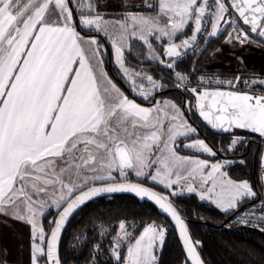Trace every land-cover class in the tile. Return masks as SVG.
<instances>
[{"label":"snow or ice","instance_id":"6c2138e0","mask_svg":"<svg viewBox=\"0 0 264 264\" xmlns=\"http://www.w3.org/2000/svg\"><path fill=\"white\" fill-rule=\"evenodd\" d=\"M71 4L0 0V216L29 226L30 264H61L58 243L74 212L97 196L130 192L154 201L175 221L186 264H203L197 253L200 242L191 240L169 197L142 183L118 181L127 180L131 171L172 189V196L178 195L175 185L181 190L186 185L187 192H198L201 200H211L225 213L258 194L249 181L230 178L223 163L179 154L178 137L198 135L185 116L191 102L137 103L103 70V45L91 33H103L111 42L130 91L152 101L164 85L150 74L129 71L124 51L130 41H142L155 58L153 41L167 38L158 63L169 69L175 67L173 58L196 45L201 35L211 39L226 33L225 43L233 47H264V0H144L141 5L125 3V14L113 20L101 14L98 0H76V8ZM189 24L194 25L192 36L176 43ZM174 77V87L193 95L199 116L213 129H242L264 137V76L215 81L226 83L227 91L204 87L213 81L203 76L196 86H190L189 74L174 72ZM240 142L233 134L226 150ZM183 146L216 155L199 138ZM53 208L56 217L45 232L38 217ZM236 218L244 224L264 223V199L259 208L253 203ZM166 231V226L149 223L133 237L120 221L105 251L116 264H157L155 248L163 244ZM100 235L110 231L102 229ZM124 240L129 244L122 256ZM100 250L95 244L93 251Z\"/></svg>","mask_w":264,"mask_h":264},{"label":"trees","instance_id":"16d2710c","mask_svg":"<svg viewBox=\"0 0 264 264\" xmlns=\"http://www.w3.org/2000/svg\"><path fill=\"white\" fill-rule=\"evenodd\" d=\"M80 30L87 34V29ZM190 32L191 28H188L182 36H187ZM93 34L97 33L93 31L91 35ZM225 37L226 33H223L218 39L210 41L205 52L201 55L196 68H193V63L198 51L187 53L176 60L174 59V69H169L164 64L158 63V60L164 56V47L158 45V41H153V49L155 47L156 52L155 58H153V55H150L151 53L147 46L143 45L142 41L132 40L130 47L125 52L127 63L136 69L153 74L156 78L161 79L164 85L158 93H154L152 101H144L140 96L134 95L130 91L129 85L113 63L111 46L107 42V38L100 35L101 41L108 48V54L105 57L107 69L115 82L128 96L144 105H150L158 97L170 98L174 102H179L181 106L186 101L191 102L192 109L185 111V114L188 116L190 123L197 129L198 135L191 136L190 138H203L207 127L198 115L195 107L196 100L193 95L184 92L183 89L174 87V72L189 74L192 80L190 86H196L197 80L202 75H209L212 80L217 79V77L236 78L240 73L238 71L206 73L205 70L200 69V64L204 58L219 48ZM165 60L169 62L166 58ZM223 86L227 87V84L217 85L212 83L211 85L207 84L206 87ZM211 134L213 137L210 142L215 146L218 145L219 138L214 133ZM230 142L231 139L225 138L222 143V152L210 157V159L217 161L225 158L222 154H224V150L225 153H229L226 150V145H229ZM242 147L243 144L240 142V144H237L231 150V153L240 152ZM227 171L233 179L248 180L254 186L252 159L246 158L243 161L236 159L227 168ZM128 179L134 180L133 178ZM171 199L186 218L193 239L202 242L200 253L207 264H264V230H262L264 229V223L253 221L252 223L244 224L236 218L246 209H249L251 204H256L260 199H264V197L257 196L256 200H245L236 211L228 213L223 212L211 203L201 201L195 194L171 196ZM55 216L56 211L54 210H50L45 214L43 227L46 232L49 231V222ZM120 221L132 223V233L135 236L142 231L144 226L151 222L163 224L166 226L167 231L162 248L156 254L158 258L157 264H186L185 253L171 221L160 213L153 204L140 202L136 197L126 194L95 199L87 203L72 218L65 230L60 245L62 264H116L114 258L105 250L109 247V241L116 236ZM225 221L226 223L223 224ZM258 224L259 226H257ZM103 226L110 228V235H100ZM97 243L101 245L99 253L93 251V247ZM121 255H125L124 250H121Z\"/></svg>","mask_w":264,"mask_h":264},{"label":"rangeland","instance_id":"374dc122","mask_svg":"<svg viewBox=\"0 0 264 264\" xmlns=\"http://www.w3.org/2000/svg\"><path fill=\"white\" fill-rule=\"evenodd\" d=\"M144 2V0H98V3L101 5V14L105 17V19H108V20H113V19H116V18H119V17H121V16H123L125 13L123 12V6L125 5V3H127L128 5H141L142 3ZM109 3H111V4H113V9H107V8H105L104 6H105V4H109ZM71 6L73 7V8H76V0H72V4H71ZM107 10H109L110 11V13H109V15L110 16H106L107 14H105V12L107 11ZM153 15L155 14V13H152ZM75 20H77L78 21V17L75 19ZM223 24V22H221V25ZM220 25V26H221ZM186 27H187V25H186ZM185 27V28H186ZM229 31H231V29H229ZM100 35H102V36H104V34L103 33H99ZM93 35H96L97 36V38L100 40V42H101V44L103 45V49H102V52H103V59H105V57L107 56V54H108V48H107V46H106V44L103 42V41H101V38H100V35H97V34H93ZM105 37V36H104ZM106 38V37H105ZM108 42L110 43V45H111V42L108 40ZM131 43V41L129 42V44ZM224 43H225V39H224V41H223V43H222V45L219 47V48H217L215 51H213V52H211V53H209L205 58H204V60L201 62V66H200V69L201 70H205L206 71V73H220V72H228L229 70L231 71V69H232V60H231V58H233V56H232V54L231 53H229L228 54V48H226V46L224 45ZM129 47H126L125 48V51H126V49H128ZM219 49V51H217ZM222 49H224V51L226 50V52H222L221 50ZM125 51H124V62H125V65L128 67V69H129V71L131 72V71H137V72H143V73H147V74H150V75H152L156 80H157V82H161V79H158V78H156L153 74H151V73H149V72H146V71H143V70H140V69H136L135 67H132L131 65H129L128 63H127V60H126V58H125ZM111 52H112V60H113V63H114V65H115V67L116 68H118V70H119V73H120V75L125 79V81H126V83L129 85V78H126L123 74H122V70H121V68H120V66H119V64L117 63V61H116V56H115V52H114V49L112 48V45H111ZM233 63H235L236 64V62H233ZM232 71H235V70H232ZM204 72V71H203ZM237 72V71H236ZM204 78H205V81H208V80H211V81H213V83H215V81H217L218 79H213L212 80V78L208 75V76H205V75H202ZM221 79V78H220ZM249 79V78H248ZM251 79V78H250ZM216 84V83H215ZM145 86L146 87H148V85H147V82L145 81ZM207 86V83H205V85H204V87H206ZM161 90V89H160ZM164 99H168V100H170V101H173L172 99H170V98H166V97H158V98H156V100H164ZM174 102V101H173ZM185 116H186V118H187V120L189 121V118H188V116L185 114ZM190 122V121H189ZM191 124V123H190ZM192 125V124H191ZM193 126V125H192ZM197 138H199V139H202V140H204L203 138H200V137H194V138H185V137H183V136H181V137H178V140H177V144H176V149H177V151H178V153H189V154H191V155H189V156H196V157H198V158H200V159H205V160H208L209 161V163H214V162H219V163H223L224 164V168H223V171H226L227 173H228V171H227V168L231 165V164H233L234 163V159H232V158H222V159H220V160H217V161H212V159H210V156H209V154L208 153H202V152H199V151H197V150H195V149H189V148H187V147H184L183 145L184 144H187V143H189L191 140H195V139H197ZM232 140V139H231ZM205 141V140H204ZM206 142V141H205ZM231 143V142H230ZM206 144L208 145V146H210L207 142H206ZM230 145V144H229ZM229 145H226V149H228V147H229ZM211 147V146H210ZM233 149V148H232ZM224 152H225V150H224ZM227 152H230L231 153V150L230 151H228L227 150ZM227 154H229V153H227ZM205 156V157H204ZM211 157H213V156H211ZM228 176L230 177V178H232L230 175H229V173H228ZM128 178H133L134 180H136V181H140V182H144V183H146V184H148V185H150V186H153V187H155V188H157V189H160V190H165L166 192H168L169 194L171 193V191H172V189H165L164 187H163V185H159V184H157V183H153L151 180H147V181H145L144 180V178L143 177H140V178H138V177H136L135 176V174L133 173V172H131V171H129V174H128ZM127 178V179H128ZM233 179V178H232ZM233 180H236V179H233ZM236 181H241V180H236ZM248 181V180H247ZM250 183V182H249ZM251 184V183H250ZM252 185V184H251ZM174 188L176 189V191H177V193H178V195H192V194H195L199 199H200V197H199V194H198V192L197 193H189V192H187V190H186V185L185 186H183V190H181V185H175L174 186ZM253 188H254V186H253ZM254 190H255V188H254ZM256 191V190H255ZM172 196V195H171ZM174 196H177V195H174ZM258 196V195H257ZM201 200V199H200ZM201 201H204V202H208V203H211V204H213V205H215L214 203H212V201L211 200H207V199H205V200H201ZM249 201H252V200H249ZM216 206V205H215ZM217 207V206H216ZM220 209V208H219ZM221 210V209H220ZM151 223H155V224H157L156 222H151ZM132 223H128V222H126V230L128 231V232H130L131 234H132V236L133 237H136V236H138V235H134L133 233H132ZM148 225V224H147ZM146 225V226H147ZM158 225H163V224H158ZM164 226V225H163ZM101 229H108V230H110V228L109 227H106V226H103ZM45 230V229H44ZM46 232V231H45ZM117 232H118V228H117ZM117 235V234H116ZM165 237H166V235H165ZM164 240H165V238H164ZM122 244H123V247H122V250H124L125 251V255H126V247L128 246V244H129V241L128 240H124V241H122ZM163 245V244H162ZM162 245H160L159 244V242H158V246L155 248V256H156V262H157V252H158V250H160L161 248H162Z\"/></svg>","mask_w":264,"mask_h":264},{"label":"crops","instance_id":"0c3cea01","mask_svg":"<svg viewBox=\"0 0 264 264\" xmlns=\"http://www.w3.org/2000/svg\"><path fill=\"white\" fill-rule=\"evenodd\" d=\"M104 7L107 9H113L112 8L113 4H111V3L105 4ZM109 13H110V11L107 10L105 12V14H107L106 16H110ZM76 18H77V15L74 13V20ZM188 28H191V32L187 36H182L184 31H186ZM193 29H194V25H192V24L187 25V27L184 29L183 33L178 34V36L175 38L176 43H180L186 37L192 36ZM77 30L81 31L79 28H77ZM81 33H82V35L85 34L82 31H81ZM107 42H108V39H107ZM158 43H159L158 45H162L163 47H166L167 46V38H165V40L163 42L158 41ZM224 45L226 46V48H228V51H229L228 54L231 53L233 56V58H231L232 66H233L231 70L241 71V72L251 71L254 74H260V75L264 76V47H257L255 45L244 46V47L236 45L235 47H233L232 45H229L226 43H224ZM154 50H155V47H154ZM183 51L184 50H181V53ZM221 51L226 52V50L224 51V49H222ZM155 53L156 52H154V55H155ZM150 55H153V53H151ZM233 62H236V64ZM102 67H103V70L105 72H107L109 78L114 83H116L115 80L113 79V77L110 75L108 69H107V64H106L105 59H103ZM117 86L120 87L118 84H117ZM121 90L124 91L122 88H121ZM125 94L128 95L126 92H125ZM164 100H168V99H164ZM136 102L139 103L138 101H136ZM139 104H141V103H139ZM141 105L142 106H149V105H144V104H141ZM179 154L188 155V156L191 155L189 153H179ZM209 156H210V154H209ZM212 161H214V160H212ZM52 210L55 211L54 208ZM48 211L49 210H46L45 214ZM45 214H44V216H45ZM44 216L38 217L39 223L42 225V227H43ZM29 235H30L29 226L27 224L9 219V218L4 217V216H0V261L6 260L7 264H30Z\"/></svg>","mask_w":264,"mask_h":264},{"label":"flooded vegetation","instance_id":"af4514ba","mask_svg":"<svg viewBox=\"0 0 264 264\" xmlns=\"http://www.w3.org/2000/svg\"><path fill=\"white\" fill-rule=\"evenodd\" d=\"M228 72H236V71H228ZM240 72L238 74V76H240L242 78V80H248V78H252L253 75L259 77L262 76L260 74H254L251 71H238ZM221 73V72H220ZM221 78V77H220ZM218 78L217 79L219 81H224L226 82L228 81H232L235 78ZM210 89L216 88V89H228V87H207ZM245 91L247 89H244ZM257 91H259V89H257ZM213 133L210 129L206 128V132L205 135L203 137V139L211 146V148L216 152V155H218L219 153L222 152L223 150V146L222 143L224 141L225 138H229V139H233V134L237 137H240L242 140L246 139L245 141L243 140L241 142V144H243V147L241 148L240 152L237 153H230L227 154L223 151L224 154H222L225 158H232L234 159V161L237 160H245L247 159H252L253 161V183H254V188L258 194V196H262L264 197V186L262 184V175L264 173V166H262V163L264 161V137H261L259 134L257 133H252L250 131H246V130H242V129H234L232 132L230 133H226V134H215L216 137L219 138V142L218 145H214L210 142V140H212L213 135L211 134ZM227 135V136H226ZM240 144V143H238ZM237 156V157H236ZM211 157V156H210ZM236 157V158H234ZM250 182V181H249ZM251 183V182H250ZM252 184V183H251ZM253 186V184H252Z\"/></svg>","mask_w":264,"mask_h":264},{"label":"water","instance_id":"95a60500","mask_svg":"<svg viewBox=\"0 0 264 264\" xmlns=\"http://www.w3.org/2000/svg\"><path fill=\"white\" fill-rule=\"evenodd\" d=\"M220 27L223 28V27H224V24H222ZM222 34H223V33H221L218 37H214V38H211V39H208V38L205 39L203 45L201 46V48H200L199 51L197 52V55H196L195 60H194V63H193V68H196V66H197V64H198V61H199L201 55L205 52V50H206L207 46L209 45L210 41H211V40H216V39H218ZM218 89H219V88H218ZM210 90H217V89H216V88H213V89H210ZM219 90H225V91H227V90H229V89H219ZM197 112H198V109H197ZM198 115H199V114H198ZM199 117H200V116H199ZM200 118H201L203 124H204L208 129H210L213 133H215V134H219V135L226 134V133H230V132H224V131H222V130H220V129H213L210 125L207 124V122L203 121V118H202V117H200ZM263 155H264V154H263ZM262 166H264V161H263V163H262ZM118 182H122V183H142L143 186L150 188L151 190L157 192L158 194L169 197V200H170L171 203L174 205V207L178 210V213H179V215L181 216V218L185 221V224H186L187 229H188V234H189L191 240H192V241H199V240H194V239H193V237H192V235H191V232H190V230H189V227H188V223H187L186 218L182 215V213L179 211V209L177 208V206L173 203V201H172V199H171V195H170L168 192H166V191H162V190H160V189H157V188H155V187H153V186H150V185H148V184H146V183H144V182H140V181H136V180H132V179L122 180V181H118ZM262 184H263V186H264V173H263V175H262ZM120 194H126V195L134 196V197H136L140 202H149V203L153 204V205L159 210L160 213H162L165 217H167V218L171 221V223L173 224L174 228L176 229V232H177V235H178L179 241H180V243H181V246H182L183 251H184L185 256H186V250H185V248H184V246H183V241H182V239H181L180 236H179L178 228L175 226V221H173V220L171 219V217H170L168 214L164 213V212L159 208V206L155 204L154 201H149V200H147L146 198H145V199H142V198L136 196L134 193H130V192H117V193L103 194V195L97 196V197L91 199L90 201L86 202L84 205H82L81 207H79V208L74 212V214H73V215L69 218V220L66 222V224H65V226H64V228H63V230H62V232H61V235H60V239H59V243H58V255H59V258H60V245H61V241H62L63 235H64V233H65V230H66V228H67L69 222L72 220V218H73V217H74V216H75V215H76V214H77V213H78V212H79V211H80V210H81V209H82L87 203H89V202H91V201H93V200H95V199L102 198V197H113V196H115V195H120ZM55 217H56V216H55ZM225 223H226V221H225L223 224H225ZM199 242H200V244H199V246L197 247V253H198L200 259L203 261V264H207L206 261L204 260V258L202 257L201 253H200V249L202 248V242H201V241H199ZM186 259H187V257H186ZM60 260H61V258H60ZM188 263L190 264V261H189ZM61 264H62V262H61Z\"/></svg>","mask_w":264,"mask_h":264},{"label":"built area","instance_id":"2783aa9c","mask_svg":"<svg viewBox=\"0 0 264 264\" xmlns=\"http://www.w3.org/2000/svg\"><path fill=\"white\" fill-rule=\"evenodd\" d=\"M206 20H207V17H206ZM204 27H207L208 30L210 31V24L205 23ZM205 39H206L205 36H203V35L199 36V37H198V40H197V44L194 45V46H192V47H189L186 51H183L179 57L184 56V55H186L187 53H192V52H197V51H199V49L201 48V46H202L203 42L205 41ZM179 57H175V58H173V59L176 60V59H178ZM260 200H262V199H260ZM260 200H259V201H260ZM259 201L256 203L257 206H258V208H259ZM249 210H250V208H249ZM243 213H244V212H243ZM241 214H242V213H241ZM258 214H259V213H258ZM253 221H256V220H253ZM257 222H258V221H257ZM258 223H260V222H258Z\"/></svg>","mask_w":264,"mask_h":264}]
</instances>
